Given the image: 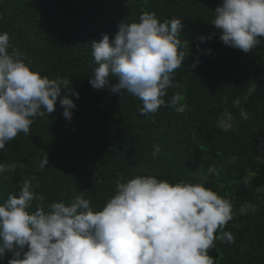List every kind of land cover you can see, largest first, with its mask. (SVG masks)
I'll return each mask as SVG.
<instances>
[{
    "label": "trees",
    "instance_id": "16d2710c",
    "mask_svg": "<svg viewBox=\"0 0 264 264\" xmlns=\"http://www.w3.org/2000/svg\"><path fill=\"white\" fill-rule=\"evenodd\" d=\"M221 3L0 0V32L9 33L12 47L42 75L67 77L70 84L61 96L68 95L76 105L69 121L58 100L55 111L36 117L28 134H18L0 150V162L16 164L14 171L0 174V203L9 193L18 194L21 183L33 176V190L43 194L46 204L67 202L82 193L96 208L115 193L118 182L135 175L169 181L206 179V186L229 198L236 210L244 202L257 209L235 214L228 222L224 231L235 239L215 241L209 250L215 264H264V192L256 191L264 185V38L247 53L225 45L211 24L213 10ZM145 11L155 12L161 21L181 19V38L189 41L190 48L174 73L165 105L155 114L142 115L137 97L124 91L121 99L109 87L93 89L89 77L97 66L91 41L100 40L104 33L113 38L121 21H138ZM210 34L200 43V36ZM198 44L201 50L211 49V54L198 52ZM109 79L116 82L115 77ZM176 92L187 105L183 113L168 106ZM237 98L241 104L234 108ZM240 108L248 112L247 120L240 117ZM224 109L232 112L235 121L228 132L216 125ZM156 145L160 152L154 156ZM46 155L48 164L38 170ZM210 166L215 174L208 172ZM247 177L251 181L245 185ZM11 257L6 253L0 264H8Z\"/></svg>",
    "mask_w": 264,
    "mask_h": 264
},
{
    "label": "clouds",
    "instance_id": "9594fccd",
    "mask_svg": "<svg viewBox=\"0 0 264 264\" xmlns=\"http://www.w3.org/2000/svg\"><path fill=\"white\" fill-rule=\"evenodd\" d=\"M213 11L211 24L225 45L247 53L264 38V0H222ZM183 27L177 17L161 21L150 11L143 12L138 21H121L113 38L104 33L100 40L91 41L97 65L89 77L91 86L109 87L121 99L127 91L142 101V115L157 113L174 86V73L189 54L185 51L189 41L181 38ZM210 38L211 34L202 35L199 41ZM197 50L211 54V49L201 50L199 44ZM194 59L199 62V56ZM109 77L116 82L110 83ZM69 84L67 77L52 79L34 69L12 47L9 33L0 32V150L18 134H28L36 117L55 111L58 100L70 121L76 105L68 95L61 96ZM248 91L252 94L254 89ZM73 94L79 98L78 92ZM182 100L176 92L168 106L183 113L187 105ZM232 103L239 108L241 100ZM239 115L249 118L243 108ZM216 125L223 132L230 131L235 126L232 112L224 109ZM159 152L156 145L153 155ZM47 164L46 155L38 170ZM15 169V163L0 162V174ZM208 172L216 170L210 166ZM32 180H24L18 194L9 193L0 203V257L10 252L8 264H215L209 255L215 241L233 243L235 239L224 231L228 222L235 214L257 210L251 202L236 210L229 198L206 186V179L169 181L135 175L118 182L101 208L82 193L67 202L46 204L43 194L33 190ZM250 181L251 177L243 178L245 185ZM256 191L264 192V185ZM33 201L35 209L31 210Z\"/></svg>",
    "mask_w": 264,
    "mask_h": 264
}]
</instances>
